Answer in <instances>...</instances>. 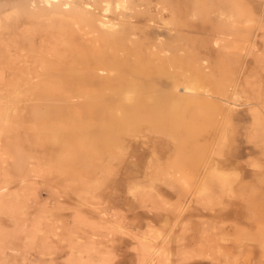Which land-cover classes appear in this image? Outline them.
<instances>
[{"label": "rangeland", "instance_id": "1", "mask_svg": "<svg viewBox=\"0 0 264 264\" xmlns=\"http://www.w3.org/2000/svg\"><path fill=\"white\" fill-rule=\"evenodd\" d=\"M119 2L0 0V94L17 91L0 117V264H264V119L223 109L227 181L193 195L186 124L139 106L128 72L140 58L188 88L196 53L198 79L264 110V0Z\"/></svg>", "mask_w": 264, "mask_h": 264}, {"label": "bare ground", "instance_id": "2", "mask_svg": "<svg viewBox=\"0 0 264 264\" xmlns=\"http://www.w3.org/2000/svg\"><path fill=\"white\" fill-rule=\"evenodd\" d=\"M119 3H123V0H120ZM4 19H5V15H4V18L2 16H0V29L2 28V26L4 24L3 23ZM107 25L109 26V28H108L109 32H112L113 30L117 31L116 29H114L115 27L113 28V26H115L117 24L107 23ZM105 29H107V28L105 27L103 30H105ZM209 51H211V48ZM193 54H195V55H193L195 57L191 56V58L189 57V60L193 59L194 63L198 64V66H196V68L194 67L195 69H197V76H196L197 78L195 79L194 82H192L189 85L188 88L179 86L178 84L181 81V79L179 80V79L175 78L171 72L162 71L161 69H159V67L153 68L155 75H153V73L151 75L148 67H146L148 65V63H146V65H145L140 58L136 59V60L129 61V62H131V64H130L131 70L128 72L130 73V76H132L133 82H135V85H137L139 87V92H141V97L139 99L137 97V103L139 104V106L142 105L143 107H149L148 106L149 104L154 105V107H155V105L157 107L160 106L164 109L165 112L171 114V118H172V119H170L171 125H176V121L181 122L180 120H182V126H183V124H186L185 127L183 126V130L181 132L187 133L188 137H187L185 143L191 148V151H189V150L188 151L194 152L193 161H195L198 164V166L201 167V170H200V173L198 176L192 174V177L193 178L195 177V181L193 182L194 191L192 193H193V195H195L199 191L202 190L203 186L206 183V180L209 177L215 178L217 180L227 181V178L229 175L227 172V167L230 165V163H229L230 158L228 156L229 154H228V149H227V146H228V143H227V139H228L227 126L229 124V121H228L227 116L223 114V113H225V112H223V109H225L228 112L232 109V107H235V106L240 105V104H248L250 106L249 107L250 111L253 114V120L254 121L264 119V110L262 108L260 109V107H258L256 105H254V103H256L255 101H257V100L254 101L251 98H249V96L245 92L243 86L241 87V85L239 86V85L234 84V86H232V87H225L222 85V82L220 81L219 78L216 79L210 73H206L207 76L203 77V78H205L206 83L202 82L201 78L198 79L200 73L203 74V73H205V71H207L208 65H206L204 62L202 63L203 60H201L200 56H198V59H197L196 53H193ZM186 57L187 56L183 55L181 58H179L177 61V64L173 66V69L174 70L176 69V71H179V73L185 72V70H182L183 67H185L186 65L189 66L191 64L189 62V60L186 62H183V59ZM109 60L111 62V65H109V68L113 67L114 69H118V70L124 69L123 64H121L119 61L120 59L118 60L116 57L110 56ZM156 66H158V65H156ZM71 71H73V70H71ZM75 73H77V72H75ZM75 73H74V75H75ZM128 77H129V74H128ZM218 77H219V75H218ZM185 81L186 80H183V82H185ZM153 83L157 84L158 86L154 85ZM185 83H188V82H185ZM159 85L166 86L167 89H160ZM141 87L144 89H142ZM171 87L173 88V90L171 89ZM139 92L137 91V93H139ZM131 93H132V90L127 91L126 99H129L131 97V95H130ZM16 94H17V91H14L13 95L11 97H5V96L0 94V117L6 118L8 116L7 113L9 112L10 104L12 103V100L15 98V96H17ZM242 99H245V103H243L241 101ZM240 102H242V103H240ZM1 103H3V104H1ZM142 106H141V108H142ZM260 106H261V104H260ZM225 114H228V113H225ZM4 123H5V121H4ZM216 132H217V134H216ZM179 136H181V135H179ZM116 141H118V140H116ZM178 151H180V150H178ZM175 159H177V158H175ZM186 165H187V163H186ZM183 170H184V168H183ZM228 181H229V179H228ZM190 190H192V189H190ZM186 204H185V206H186ZM182 207H184V206H182ZM198 212L201 213L200 211H198ZM225 217H228V216H225ZM168 233H170V232H168ZM166 235L169 236V234H166ZM145 237H146V235H145ZM163 240L161 242H163ZM166 240H168V239H166ZM200 242H201V240H200ZM151 243H152V241H151ZM165 243H167V242H165ZM159 251H160V248H157V246L155 248H152V252H150L151 253L150 259L148 258L149 261L154 262V260H156V258H157V255L160 254ZM184 251L186 252V250H184ZM187 254H188V252H187ZM211 260H213V259H211ZM145 261H146V259H145ZM161 262H162V260H161ZM161 262H159V264ZM146 263H148V261Z\"/></svg>", "mask_w": 264, "mask_h": 264}]
</instances>
